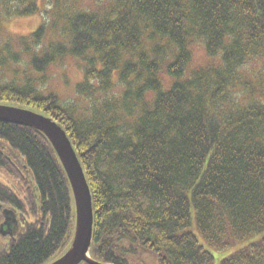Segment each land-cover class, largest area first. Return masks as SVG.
Instances as JSON below:
<instances>
[{"label": "trees", "instance_id": "trees-1", "mask_svg": "<svg viewBox=\"0 0 264 264\" xmlns=\"http://www.w3.org/2000/svg\"><path fill=\"white\" fill-rule=\"evenodd\" d=\"M89 1L0 0V32L42 17L24 36L0 34V103L65 130L91 191L90 257L264 264V0ZM194 45L208 62L189 68ZM67 57L81 78L63 102L39 84ZM0 170L11 182L0 204L19 219L0 264L64 253L73 195L48 139L0 121Z\"/></svg>", "mask_w": 264, "mask_h": 264}, {"label": "water", "instance_id": "water-1", "mask_svg": "<svg viewBox=\"0 0 264 264\" xmlns=\"http://www.w3.org/2000/svg\"><path fill=\"white\" fill-rule=\"evenodd\" d=\"M0 121L24 125L44 134L52 144L72 189L76 210L75 231L69 249L50 264H101L89 257L93 234L92 200L83 169L65 130L47 116L29 109L0 105ZM5 221L0 225L1 234H14L16 231L15 214L3 210ZM6 227V230H3Z\"/></svg>", "mask_w": 264, "mask_h": 264}, {"label": "rangeland", "instance_id": "rangeland-1", "mask_svg": "<svg viewBox=\"0 0 264 264\" xmlns=\"http://www.w3.org/2000/svg\"><path fill=\"white\" fill-rule=\"evenodd\" d=\"M89 2L92 3L94 2V0H90ZM41 22L42 17H39L38 14L23 17H13L3 23L2 31L0 32V34L3 38L11 37L12 39L24 36L28 34V32L33 31ZM190 48L193 50V59L189 65V68L199 67L208 62V57L206 56L202 46L194 45ZM79 66V60L77 58L67 57L65 58V60L60 61L58 65L52 66L50 69H48L46 80L44 81V83H41L39 85L43 86V90L57 94L61 101H69L75 97V81L81 78ZM161 75L162 78H164V72H162ZM0 181L8 186H11L10 180L1 170ZM119 206L126 207L125 205ZM2 241H4V239L0 238V242ZM234 249L235 247H231L222 251H214L213 254L216 259L222 258L224 256L230 255L234 251ZM59 256L60 253L56 254L54 257H51L49 260H47L44 264L51 262ZM142 258L144 259V264H157L155 256L153 254H149L147 256L142 255Z\"/></svg>", "mask_w": 264, "mask_h": 264}]
</instances>
